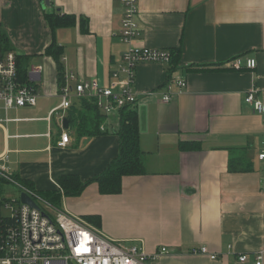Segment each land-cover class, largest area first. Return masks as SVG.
<instances>
[{
    "label": "crops",
    "instance_id": "obj_1",
    "mask_svg": "<svg viewBox=\"0 0 264 264\" xmlns=\"http://www.w3.org/2000/svg\"><path fill=\"white\" fill-rule=\"evenodd\" d=\"M49 2L0 0V33L27 58V79L37 94L33 106L7 112L0 107V119H7L0 122V167L10 178L5 182L16 183L20 193L29 194L18 183L22 179L36 190L57 189L61 175L84 181L103 170L119 148L117 112L101 125L105 133L78 136L68 113L82 97L73 95L69 107H60L65 78L45 49L59 45L64 73L75 75L68 81L72 88L91 78L108 86L128 47L121 39L122 3ZM55 8L75 15L74 26L52 30L44 14ZM137 22L140 34L133 45L177 53L171 63L136 68L145 174L123 176L118 194H100L92 182L78 196L62 195L58 209L44 200L37 204L47 205L53 216L55 210L97 215L99 226L85 220L147 254L167 247L153 264H253L264 249V159H258L264 151V109L258 113L244 97L253 91L264 107V0H138ZM237 56L243 63L235 70L226 61ZM244 58H253L255 66L245 67ZM176 76L186 87L173 85L172 99L161 102L159 93ZM149 91L156 94L146 96ZM62 133L69 142L58 146ZM200 246L216 258L191 252ZM242 254L245 263L237 260Z\"/></svg>",
    "mask_w": 264,
    "mask_h": 264
},
{
    "label": "built area",
    "instance_id": "obj_2",
    "mask_svg": "<svg viewBox=\"0 0 264 264\" xmlns=\"http://www.w3.org/2000/svg\"><path fill=\"white\" fill-rule=\"evenodd\" d=\"M122 3L121 39L128 47L123 51L119 62L112 70L108 86H101L96 79L80 80L74 88L69 85L75 75L64 73V84L59 96L61 108H67L71 99L90 97L107 115L116 113L122 108L135 109L138 94L134 90L135 72L140 63H171L173 52L168 49H153L133 45V39L140 34L137 22L138 0H120ZM242 57L226 61L232 69L242 68ZM247 68L255 66L253 58H244ZM39 72V70H36ZM30 78H33V76ZM27 81L20 80L17 68V54L12 49H3L0 43V107L4 112L10 108L33 106L37 102L35 87ZM173 85L186 87L181 76L173 77L165 83V91L160 92V101L169 102ZM149 91L146 96L155 95ZM244 101L258 112H263V104L249 92ZM6 118L0 119L1 121ZM104 127L101 126V130ZM69 142L67 133H62L58 146ZM258 159H264V151ZM0 167V178H8ZM9 211L2 215L0 211V264H153L167 247H161L152 254H147L136 243L112 239L97 227L89 224L83 217L72 216L61 210H55L54 216L47 215L41 208H34L21 203L19 199L0 198V209ZM191 252L205 254L210 259L216 255L210 253L206 246H200ZM264 249L253 259V264H262ZM239 263L247 262V255L237 257Z\"/></svg>",
    "mask_w": 264,
    "mask_h": 264
},
{
    "label": "trees",
    "instance_id": "obj_3",
    "mask_svg": "<svg viewBox=\"0 0 264 264\" xmlns=\"http://www.w3.org/2000/svg\"><path fill=\"white\" fill-rule=\"evenodd\" d=\"M51 2V1H50ZM52 5V2H51ZM45 19L49 27L54 30L59 26H74L76 16L69 13H61L55 8L50 13H45ZM81 30L87 32L84 17H80ZM0 43L3 49H11L4 34L0 33ZM62 50L59 45L52 42L45 49V54L54 58L57 63V72L60 79L63 80L64 70L60 61ZM173 59H176V52H173ZM27 58H21L17 55V68L20 80L27 81L28 74ZM79 106L71 109L68 117L74 124L78 136H95L105 133L101 130V125L109 119V115L103 113L96 105L93 99L82 97L79 99ZM117 126L114 131L118 135L119 148L115 158L109 161L103 170L92 177L82 181L75 175H61L58 178V187L53 190H36L27 180H19V184L29 191V196L38 204L39 200H44L49 207L60 208L61 196H78L84 188L94 182L98 186L100 194H118L121 192V179L123 176L145 174L144 158L139 146V131L137 125V112L135 109H120L117 114ZM8 181L9 179H3ZM12 180V179H11ZM6 200V199H5ZM47 215L49 213L44 207H40ZM50 216V215H49ZM88 222L99 226V216H84Z\"/></svg>",
    "mask_w": 264,
    "mask_h": 264
},
{
    "label": "rangeland",
    "instance_id": "obj_4",
    "mask_svg": "<svg viewBox=\"0 0 264 264\" xmlns=\"http://www.w3.org/2000/svg\"><path fill=\"white\" fill-rule=\"evenodd\" d=\"M3 112H0V115H2ZM6 179H10L9 177ZM19 195H20V191H19V187L17 186L16 183L13 182H5V181H0V198H4V199H10V200H14V199H19ZM45 208H48L47 205H43ZM1 214L2 215H9V211L1 208L0 209ZM50 213H52L51 210H49Z\"/></svg>",
    "mask_w": 264,
    "mask_h": 264
},
{
    "label": "water",
    "instance_id": "obj_5",
    "mask_svg": "<svg viewBox=\"0 0 264 264\" xmlns=\"http://www.w3.org/2000/svg\"><path fill=\"white\" fill-rule=\"evenodd\" d=\"M45 5H50L49 0H40ZM68 119H64L62 124L64 128L68 127ZM19 201L24 204H28L31 207L39 208L38 204L24 191H22L19 195Z\"/></svg>",
    "mask_w": 264,
    "mask_h": 264
}]
</instances>
